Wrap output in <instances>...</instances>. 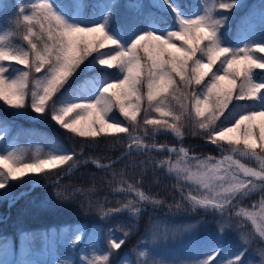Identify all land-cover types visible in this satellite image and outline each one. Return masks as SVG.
I'll list each match as a JSON object with an SVG mask.
<instances>
[{
	"label": "snow or ice",
	"instance_id": "1",
	"mask_svg": "<svg viewBox=\"0 0 264 264\" xmlns=\"http://www.w3.org/2000/svg\"><path fill=\"white\" fill-rule=\"evenodd\" d=\"M202 3L201 12L186 16L174 0H162V4L175 14V30H160L149 14L145 17L147 27L133 24L128 32L129 39H125L123 29L115 25L118 8L115 0H97L92 7L99 11L88 16L82 14L79 3L58 5L55 0L18 3V11L11 21L14 28L0 33V103L17 112L30 107L36 114L50 115L61 128L88 138V142L81 145L79 153H69L62 145L46 138L51 150L41 156L37 149L30 162H26L22 148L14 147L0 153V189H5L10 181L32 179L33 174L50 176L51 170L65 165L69 171L78 163L110 168L111 163L101 164L92 158L79 160V156L83 155L85 147L95 146L96 137L129 133L128 138L138 152H167L176 156L174 162L165 159L157 166L166 167L169 174L175 175L181 200L193 212L202 209L223 218L242 199L256 192L264 193V76H258V70L264 72V36L251 42L238 39L236 45H228L221 32V25L228 17H217L216 0H202ZM236 3L237 0L232 4L219 3V9L228 10ZM130 7L136 10V15L142 14L138 4ZM257 15L264 24V10L251 13L241 22L245 31L254 30L253 20ZM17 34L27 47L7 40ZM175 41L181 42L179 46ZM106 45L115 47L102 51ZM89 57L92 60L88 68L98 64L117 69V74L109 76L100 72L63 92L70 78ZM204 58L206 63L202 62ZM205 77L209 79L202 84ZM196 86H200L198 91H190ZM169 96L175 105L167 102ZM145 102L147 106L142 107ZM114 109H118L127 126H122L123 121L111 115ZM141 112L142 121L138 120ZM151 113L158 114L159 118ZM185 119L191 122L193 136H205L227 154L220 159L211 156L202 159L189 156L190 150L183 146L145 143V137L154 141L156 135L162 133L183 138ZM138 130L143 136L130 134ZM7 131L6 126L0 127V142ZM241 160L257 166L248 167ZM120 183L126 187L114 191L135 198L116 208L105 210L100 206L98 211L102 218L124 210L137 217L142 204L159 206L163 203L142 191L137 186L139 181L129 183L121 175ZM182 184L193 186L196 194L190 190L185 195ZM56 195L59 197L62 193L58 191ZM14 200L12 197L10 203ZM168 207L172 209L173 205ZM183 207L179 201L175 204L177 210ZM235 215L250 222L264 242V197L257 210L241 207ZM194 227L190 224L173 230L171 237ZM226 230L221 224L218 235ZM129 235L128 230L123 232L122 238L110 234L109 248L95 253L88 264H110L112 250L120 249ZM169 238L168 226L157 224L150 229V240L143 243L156 244ZM32 239L33 234H22L25 253ZM80 239L77 235L71 241L72 246ZM240 239L245 245L249 243L248 236L241 235ZM8 247L6 243L0 245V253L6 255ZM245 250L229 259L227 264H244ZM219 251L216 248L197 264H213ZM138 257L146 261L148 252L140 250ZM0 264L10 262L0 260ZM15 264H36V261L20 259ZM53 264L63 262L54 261ZM155 264L169 262L157 260Z\"/></svg>",
	"mask_w": 264,
	"mask_h": 264
},
{
	"label": "rangeland",
	"instance_id": "2",
	"mask_svg": "<svg viewBox=\"0 0 264 264\" xmlns=\"http://www.w3.org/2000/svg\"><path fill=\"white\" fill-rule=\"evenodd\" d=\"M198 1L200 2V8L185 14L186 16H193L203 10L202 0ZM122 2L123 0L121 3ZM174 2L178 5V0H174ZM18 3H16L14 7L7 9L2 7L3 0H0V33L10 31V28L7 27L5 23H8L15 18V14L18 11V8L16 7ZM56 3L58 5L79 3L82 6V14L88 16L85 11V5L88 4V1L57 0ZM90 4L91 6L94 5L91 2ZM259 5L260 9L257 13L264 10V0H260ZM139 6L142 13L141 15H138L139 20L141 21L139 25H142L145 22V17L151 14V18L155 21L156 26L160 30H175V14L173 15L174 20L172 23L167 22L165 18H163V22H159L156 20V12L147 3H142ZM215 14L217 17L219 16L218 11H216ZM159 17L162 18L163 16L160 15ZM130 23L131 21L129 20L122 24V34L125 39L126 36L124 33L129 28ZM253 24L254 30L252 31H245V28H243L240 39H245L248 42H251L259 40L261 36H264V32L262 33L260 30L261 28H264V24L261 25L258 15L254 18ZM144 25L147 27L146 23ZM223 35L225 37V42L230 45L232 38L227 34ZM7 40L14 45H21L16 39L11 38V36L7 37ZM175 43L179 46L181 42L175 41ZM237 43L238 41L236 44ZM240 46L243 47V44H240ZM110 50L111 49L105 51ZM202 62L206 63V58H204ZM258 76H264V72H259L258 70ZM66 86L67 84L65 85V88ZM26 115L28 118H37L41 114L34 113L30 107H25L23 110L17 112V110L10 109L3 103H0V127L6 126L8 129V131L4 133L5 138L0 142V153L9 151L14 147L22 148L25 150L24 156L26 162H30L32 154L35 153L37 149H39L41 156H43L44 153L51 150V145L30 137L27 133L21 135L16 133L15 129L21 127L19 119L26 118ZM131 135L136 134L133 133ZM128 136L129 135H126L127 144L125 148L136 150L133 141H131ZM84 144H87V142ZM103 144H105V141L100 140L97 141L95 146L100 147L103 146ZM203 145H206L204 147H206L207 150L200 153L195 152L193 149L185 148L190 150L189 156H199L202 159L208 156H211L214 159H220L223 155L227 154L222 153L220 149L216 145L211 144L210 141L204 142ZM172 146L179 148L182 145L177 144ZM225 147L227 146L225 145ZM89 148L93 149V147ZM134 152L138 153V151ZM89 158L90 157L86 159ZM170 160L174 162L176 156ZM241 162L245 163L248 167L257 166L254 162L246 160H241ZM82 165L83 163H78L76 168L71 171H69V167L66 165L60 166L58 169L51 170L52 174L50 176H46L42 173L33 174L32 179L21 178L20 180H17L18 184L16 186L20 187L29 185V187L20 190L18 194L6 195L9 194L10 191V187L7 185L5 189H0V205L6 203V209L5 211L3 210L4 213L0 212V217L4 220L8 216V209L11 204L10 199L12 197L16 198L18 195L20 196L21 194L30 192L34 187L45 188L40 196L31 197L29 201L30 208L22 211L26 217H29L32 221L34 220V223L41 227L39 232L40 235L37 239L33 236L31 244L28 246L29 250L25 253V244L22 242V234L28 232L26 231L27 228H25V226H20L18 228L19 242L17 245L14 246L11 238H4L0 241V245L5 243L9 245L6 255L0 253V260H7L10 264H15V262L20 259L33 260L36 261V264H53L54 261H61L63 264H88V260L91 259L95 253L106 251L109 248L108 237L110 234L117 238H122L125 230L130 232L129 236L133 234L136 235L139 230L142 231L139 239L136 240L135 246L132 248H125L121 252L120 250H112V255L120 252L117 258L114 259L115 261L113 264H155V261L157 260L169 262V264H197L199 260L206 259L215 250L216 243L223 241L229 232H235L239 234L240 237L241 235L248 236L250 244L259 240L263 245L262 253H264V242H262L261 238L255 233L250 222L235 215L241 207L249 210H257L261 198L264 197V193L256 192L247 198L242 199L236 204V207L230 209L223 218L210 211L205 212L202 209H197L195 212L189 210V208L177 210L175 206H173L172 209H169L168 205L170 204H166L167 202H163L159 206L144 203L141 205L142 211L137 217H132L127 210H124L120 213H112L102 218L98 211L100 206H103L105 210L108 208H116L121 204L126 203L128 199H134L135 197L131 194L114 191L116 188L126 187V185L120 183V178L118 177L112 178L113 183L111 186H107L105 189L100 190H97L96 188L98 187L95 186L79 187L60 181L61 177L72 173ZM56 173H59L60 175L50 180V178H52L51 176ZM170 176L175 175L170 174ZM127 181L129 183H136L134 180ZM51 184L56 185H53L50 189H46V187ZM182 186H184L185 195H187L190 190L193 194H196V189L193 186L188 184H182ZM139 188L144 191L141 187ZM58 191L62 193L59 197L56 195ZM144 192L152 198L158 199L154 195L149 194L146 191ZM65 197H67V199H65ZM90 204L91 206H89ZM253 205H256V208H253ZM141 217H144L143 220L145 221V224L142 228H139ZM45 224H47V226L43 227ZM157 224L168 226L170 238L167 240H160L156 244L143 243L144 241L150 240V229L153 225ZM190 224L195 225L191 231L177 232L174 238L171 237V232L173 230L182 229L183 226ZM221 224L225 225L227 230L218 235V233H220ZM110 230H112L111 233ZM77 235L81 237L80 242L75 246H72L71 241L74 240ZM249 236L253 239H250ZM236 242L239 244L243 243L241 239H238ZM140 250H146L148 252L146 261L141 260V258L138 257V252ZM252 251L256 252L254 248ZM260 258L264 264V256L260 254ZM221 262L227 264L224 259H214L213 264H221Z\"/></svg>",
	"mask_w": 264,
	"mask_h": 264
},
{
	"label": "trees",
	"instance_id": "3",
	"mask_svg": "<svg viewBox=\"0 0 264 264\" xmlns=\"http://www.w3.org/2000/svg\"><path fill=\"white\" fill-rule=\"evenodd\" d=\"M23 3H29L31 0H21ZM57 0H55L56 2ZM59 1V0H58ZM66 1V0H65ZM72 1V0H69ZM82 1H89L93 2L94 4L97 0H82ZM122 0H118L115 2L118 5L115 13V25L120 26L122 28V24L125 21H134L136 17V10L131 8V4H138V0H123L125 3H121ZM258 0H237L235 7H230L228 10H221L219 9V3H229L232 4L233 0H216V7L219 12V16H227L228 19L225 20L221 25V32L226 29L227 27H231L234 29L236 28L237 23L245 19L249 14H251L256 7V3ZM18 2V0H4V7L7 9L10 7H14V5ZM141 3H149L154 10H156L159 14H162L168 19H172V12L162 4L161 0H142ZM179 6L184 13H189L191 10L193 11L194 8H198L200 4L197 0H180ZM86 12L87 14L92 13L93 11L98 12L99 9H93L91 5H86ZM12 19V18H10ZM169 21V20H168ZM242 22V21H241ZM240 22V24H241ZM7 27L10 28V31L14 28V25L11 24V21L5 23ZM133 24L130 23L129 28L126 32L128 34L131 26ZM137 25V24H135ZM239 25V24H238ZM144 27V26H142ZM232 32V31H231ZM127 36V35H126ZM11 38L16 39L23 47H27L26 43L23 42L22 37L17 34L15 36H11ZM113 45H106L105 50L112 49ZM95 56V53L93 54ZM92 60V57H89L84 63L80 66L77 72L70 78L67 86L63 92H67L68 90L75 88L76 86L80 85L82 80H85L87 77H94L100 72L107 73L109 76H114L117 74V69L112 68L108 69L106 66H101L96 64L92 68H88L87 65ZM178 81V77L176 78ZM209 77H205V83ZM200 86H196L195 89L198 91ZM168 103L175 105V101L172 98L168 97ZM245 103V102H240ZM146 102L142 105V107H146ZM178 108V106H177ZM239 110V109H238ZM27 114V113H26ZM28 115V114H27ZM26 118L20 119L19 122L21 123V127L15 129L16 133L21 135L27 133L29 136L38 138L42 142L46 144H50L48 139L54 140L57 144L62 145L63 148L71 153L72 151L79 152L81 145L88 142V138H81L75 136L72 133H69L67 130L61 128L57 125L54 121L51 120L50 115L41 114L37 118ZM111 115L118 120L123 121L122 126H127V121L124 120V117L119 113L118 109H114ZM151 116L155 118H159L158 114L151 113ZM143 112L138 116V120L142 121ZM223 120V117H221ZM234 122V121H232ZM230 122V123H232ZM185 135L181 139L175 138L170 133H162L157 134L155 140L151 137H145V142L148 144H152L155 142L156 144H167V145H182L189 149H193L195 152L200 153L204 150H207L206 145H203L204 142L208 141L205 136L197 135L193 136L191 122L185 119ZM136 135L143 136V132L137 131L133 132ZM130 133V134H133ZM74 135V136H73ZM126 135L129 133H118L113 136H104L101 135L100 137H96L95 141L103 140L105 144L100 147H93L90 149L89 147L84 148V153L80 156L79 160H85L86 158L90 157L92 159H97L100 162L109 161L116 156L120 155L126 146ZM119 141V143H117ZM51 145V144H50ZM209 152V151H207ZM174 155H169L165 152H130L123 156H121L115 163H111L110 168L101 169L96 168L90 163L83 164L72 173H69L60 178V181L68 183L73 186L79 187H86V186H95L97 190L105 189L107 186H111L113 183L114 177L123 178L126 180H134L135 182L139 181L137 184L141 187L144 191L149 194L154 195L156 198L162 200L163 202H167L166 204H171L175 206L178 201L181 202L185 208H188L186 202L181 200V193L178 189V181L175 176H170L167 172L165 167H158L157 164L161 160L165 159H173ZM115 174V175H113ZM57 175L54 174L50 178L53 179ZM55 183V182H54ZM18 183L17 181H10L8 187H10L9 194H17L20 190L26 189L29 185L24 186H16ZM51 184L46 189H50L53 187ZM104 186V187H101ZM182 186V185H181ZM184 191V186H182ZM45 188L41 187H34L32 191L27 192L25 194H21L20 196L16 197L14 202H12L9 206V213L6 219L0 220V238L4 239L7 237H11L15 243L18 242V228L22 225L27 228L28 233H32L34 238L37 239L40 235L39 232L41 227L34 223L29 217H26L23 210L30 208V198L33 196L38 197L44 191ZM6 203H2L0 205V212L4 213L6 209ZM4 210V211H3ZM183 212V211H182ZM0 213V214H1ZM176 217V216H175ZM144 217L140 218L139 221V228L144 226ZM40 219V218H38ZM40 221V220H39ZM45 224L43 227H46ZM142 230H139L138 233L133 234L125 239V243L121 246L120 252L125 248H132L136 244V240L139 239L140 233ZM252 235V234H251ZM250 237V236H249ZM255 238V237H254ZM240 239V235L235 232H229L225 239L221 242H217L215 249L219 248L220 251L218 255L215 257L216 260L224 259L226 262L229 259L235 257L240 251L245 250V255L243 257L244 264H263V261L260 258V254L262 253L263 245L260 243L259 240L254 241L253 243H248L245 245L244 243H237L236 241ZM250 239H253L250 237ZM130 241V242H129ZM131 245V246H130ZM256 252H253L252 249ZM120 252L114 253V255L110 256V264H113L115 261L114 259L117 258Z\"/></svg>",
	"mask_w": 264,
	"mask_h": 264
},
{
	"label": "water",
	"instance_id": "4",
	"mask_svg": "<svg viewBox=\"0 0 264 264\" xmlns=\"http://www.w3.org/2000/svg\"><path fill=\"white\" fill-rule=\"evenodd\" d=\"M126 152H128V151H125L124 153H126ZM124 153H123V154H124Z\"/></svg>",
	"mask_w": 264,
	"mask_h": 264
}]
</instances>
